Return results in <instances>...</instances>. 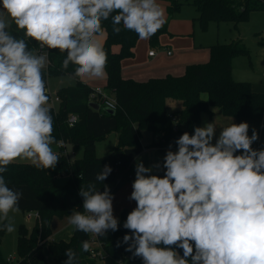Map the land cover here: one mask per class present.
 Here are the masks:
<instances>
[{"label": "clouds", "instance_id": "obj_1", "mask_svg": "<svg viewBox=\"0 0 264 264\" xmlns=\"http://www.w3.org/2000/svg\"><path fill=\"white\" fill-rule=\"evenodd\" d=\"M108 20L114 34L130 31L141 40L167 22L158 0H0V231H16L10 213L21 211L23 198L5 179L9 166L26 161L54 170L59 163L52 146L61 142L47 106L50 53L64 56L61 68L72 66L73 79H103L108 56L96 37ZM257 142L259 131L246 121L193 125L154 163L135 158L127 196L135 206L123 222L104 183L113 171L105 164L80 185L82 206L71 210L68 224L93 238L123 228L115 246L141 264H264V142L253 147ZM81 250H91L89 240ZM64 255L62 264H80L76 250Z\"/></svg>", "mask_w": 264, "mask_h": 264}, {"label": "trees", "instance_id": "obj_2", "mask_svg": "<svg viewBox=\"0 0 264 264\" xmlns=\"http://www.w3.org/2000/svg\"><path fill=\"white\" fill-rule=\"evenodd\" d=\"M170 3L167 22L149 39L152 45L159 43L162 34L168 32V24L184 5H193L197 10V21L206 30L210 22L232 23L235 27L247 21L253 11H264V0H158ZM106 39L103 44L107 52L106 88L112 92L117 104L113 113L96 91L77 79V85L59 90L58 110L50 107L54 121L53 136L61 142L59 163L54 170H39L30 163H13L4 174L9 187L21 191L23 198L19 207L23 212L37 213V221L32 230L24 224L19 227L16 264H49L45 258L48 248L55 264H62L68 248L76 250L80 264H96L89 258V252L81 250V241L93 238L74 231L69 241L52 240V223L55 218L63 219L75 207L82 206L78 196L80 185L93 181L95 174L108 164L113 171L104 181L113 193L134 179L133 162L148 149H166L171 141L184 131H192L193 125H202V115L213 114L220 108L226 117L236 120H261L264 118V93L256 92L250 82L235 81L232 77L233 60L239 56H249L250 51L242 40L228 44H215L210 49V59L203 64H191L183 75H166L139 82L122 76V62L134 57L140 40L134 32H112L111 21H104ZM33 47L34 44H30ZM118 47V51L114 48ZM64 56L58 51L49 55L50 63L45 68V78L59 74L70 75L73 71L62 70ZM49 95V94H48ZM181 101L182 109L169 114L167 100ZM50 100V96H49ZM99 108H94L92 104ZM78 120L72 126L69 117ZM149 131L153 141L143 146L141 133ZM112 133L118 135L117 144L105 155L98 156L96 145ZM66 145L74 151L83 149L80 159L70 160L65 153ZM254 144L253 147H257ZM57 146V145H53ZM83 173V180L78 179ZM66 176L68 182L60 186L57 179ZM98 188L103 185L98 183ZM131 209H124L119 219L126 218ZM6 232L0 231V264L6 262L1 245ZM125 234L121 228L108 236L97 238L103 250L115 263L128 260L129 253L124 247L117 248L116 241ZM130 261V260H129ZM141 263L138 259L131 261Z\"/></svg>", "mask_w": 264, "mask_h": 264}, {"label": "rangeland", "instance_id": "obj_3", "mask_svg": "<svg viewBox=\"0 0 264 264\" xmlns=\"http://www.w3.org/2000/svg\"><path fill=\"white\" fill-rule=\"evenodd\" d=\"M168 9V8H167ZM181 18V24L178 25V29H183L184 26L187 24L188 26H192V34L188 37H182L181 40H192V43L194 46L192 47H185L184 45L180 48L181 53H183V63L190 65V64H203L209 61L210 59V49L209 47L215 45V44H228L233 42V40H237V38L242 37L243 41L245 42V45L250 51L249 56H239L236 57L233 60L234 68L237 67V69L241 68L250 70V72L253 73V70L260 69L261 67L264 68V32L259 33L257 27L264 30V23L260 20L255 22L254 18L255 16H264V15H256V14H250V17L247 21L241 22L237 25V27H234L232 23H216V22H210L207 29L204 30L201 25L197 21H192L194 16H197V10L193 5H184L179 13H177L176 16H179ZM168 19V17H166ZM170 36L168 32L162 34L159 38V43L157 45H152L146 40H141L143 43V48L152 51L158 52L159 56H166V51H170L174 55L173 58L167 57V59H163L164 62H175L179 63V48H175L173 44H168L166 40L162 41V37L164 36ZM102 36V35H98ZM97 36V37H98ZM170 39H174L173 37H168ZM176 38V37H175ZM163 42V45L160 44ZM168 44V46H166ZM165 51V52H164ZM47 68V66H46ZM78 80L73 79L71 75L68 74H59V75H53L49 77L47 82L48 87V94L50 96L49 104L47 105L49 108L52 107L56 110L59 109L60 103L57 101V93L59 90L67 87H73L77 85ZM246 82V81H243ZM102 92L107 94L109 97L110 95L113 97L112 92H110L106 88V84L99 88ZM98 88L95 90L98 91ZM111 98V97H110ZM102 142V141H101ZM112 142V137L110 139H105L104 144L108 146ZM68 148L65 149L66 155L71 160L80 159L83 154V149H79L77 151H74L73 148L70 145H66ZM69 153H68V152ZM102 149L99 147V154L101 153ZM76 152L77 155H75ZM69 154V155H68ZM16 164L21 163H28L26 161H16L14 162ZM68 182L67 177H60L57 179V183L60 186L65 185ZM13 218V222L16 226V231L13 233H5L2 245H1V251L2 256L6 262L10 261L12 264H16L19 260V256L17 254V244H18V237H19V227L20 225L24 224L28 229L32 230L33 227L36 224L37 221V213L35 212H23L20 211L19 213L11 214ZM60 220V219H59ZM54 221V220H53ZM64 223H67L65 221ZM64 224L60 225V222L56 221L52 226V240L54 241H69L72 234H73V228L67 227L66 229L62 230ZM61 231V232H59ZM59 232V233H58ZM45 258L48 261L49 264H55L53 257L49 251L48 248H45L44 251ZM96 264H117L115 263L109 256H106L104 254L103 257L96 260ZM122 264H141V263H135L131 262L129 260L125 261Z\"/></svg>", "mask_w": 264, "mask_h": 264}, {"label": "crops", "instance_id": "obj_4", "mask_svg": "<svg viewBox=\"0 0 264 264\" xmlns=\"http://www.w3.org/2000/svg\"><path fill=\"white\" fill-rule=\"evenodd\" d=\"M162 7H164L165 11H166V17H168V12H167V8L169 7L170 3L167 1H158ZM256 14V15H264V11H253L251 13ZM197 18V16H194L192 21L195 22V19ZM255 22H257L258 20H260L262 22V24L264 23V16H255L254 18ZM181 18L180 15L179 16H175L174 19H172L169 24H168V34L170 36L168 37H173L174 39H170L167 38V36L162 37V41L166 40V42H168V44H173L175 48H179V63H175V62H169L166 63L163 61V59H167V57H171L173 58L174 55L171 53L170 55H168V52L170 51H164L166 53V56H159L158 52H156L155 56H149V53L152 50H148L143 48V43L145 42H141V39L138 41L136 48H135V55L132 58L129 59H125L122 62V76L125 79H133L135 81H139V82H143V81H147L151 78H161V77H165L166 75H175V76H180L183 75L185 72L186 67L188 66L187 64L183 63L184 57L182 56L183 53H181L180 48L184 45L185 47H192L194 46V44L192 43V40H181L182 37H188L191 36V32H192V26H188L187 24L184 26L183 29H178V25L181 24ZM235 27V26H234ZM259 31V33L264 32L263 29L257 27V29ZM176 37V38H175ZM100 43L104 44L105 39H106V32H104L102 34V36H98L96 37ZM160 39V44L163 45V42H161ZM238 40H242V37L237 38V40H233V41H238ZM143 41V40H142ZM146 41H149V39H147ZM244 42V41H243ZM245 43V42H244ZM168 44H166V46H168ZM210 48V47H209ZM118 47L114 48V51H118ZM234 64V63H233ZM233 66V72H232V77L235 81H239V82H250L253 84V88L256 92H260V93H264V68L261 67L260 69L257 70H253V73L250 72V70H246V69H242L239 68L237 69V67L234 68ZM191 65V64H190ZM107 76H105L103 79H97V78H85L84 80H81L84 84L88 85L89 87H91L93 90H95L96 88H102L105 84H106V80ZM101 90V89H99ZM96 91V90H95ZM111 98L114 99V96L112 97L110 95ZM182 109V102L181 101H174V100H167V111L169 114H173L176 111H179ZM213 114L210 116L208 114H204L202 115V124L205 121L208 122H212L213 120H215V123L217 125V127H224L227 126L228 124L233 122V118L230 117H226L223 115L222 110L220 108H214L213 110ZM234 121L236 123H239L241 121H246L250 124V126L255 127L260 134V142H257L256 144H260L261 142H264V127H262V125H264V118L261 120H236L234 119ZM217 131H219V128L217 129ZM249 134H251V131L249 132ZM110 137H112V142L106 146L104 144V141L102 142H98L96 145V153L98 156H103L105 154H107L116 144L118 141V135L116 133H112L108 136L107 140L110 139ZM153 141V135L151 132L149 131H143L141 133V142L143 144V146H148L152 143ZM53 150L56 151L57 153L60 152V145L59 146H52ZM65 149H67V146H64ZM99 147H101L102 151L99 154ZM165 148L164 149H148L145 150L142 154H140L138 157L143 161V163L145 164V166H148L152 163H154L155 161L161 159L165 153ZM68 152V151H67ZM69 153V152H68ZM77 153L79 154V152H76L75 155H77ZM69 155V154H68ZM83 155V154H82ZM81 155V156H82ZM70 159V158H69ZM71 160V159H70ZM73 161V160H72ZM137 162H139V159H137ZM135 165V160L133 162V167ZM60 177H66V176H60ZM59 177V178H60ZM131 192V182L127 183L126 185H124L123 187H121L117 192H115V199H114V214L119 218L121 212L124 209H131L132 207H134V202H129L127 200V196L130 194ZM68 217H65L63 219L60 218H55L53 224L58 221L60 222V225L64 224L65 226H63L62 230L66 229L67 227H71L68 224ZM60 219V220H59ZM65 221H67V223H64ZM61 232V231H59ZM58 232V233H59ZM74 232V231H73ZM124 263V262H122ZM119 263V264H122Z\"/></svg>", "mask_w": 264, "mask_h": 264}, {"label": "built area", "instance_id": "obj_5", "mask_svg": "<svg viewBox=\"0 0 264 264\" xmlns=\"http://www.w3.org/2000/svg\"><path fill=\"white\" fill-rule=\"evenodd\" d=\"M155 54H156V52L151 51V52L149 53V56H152V57H153V56H155ZM170 54H171V53L168 52V55H170ZM95 95H98V96L102 97L103 103H104V105H105L108 109H111V110H113V111L116 110V108H117V104H116L115 99L110 98L107 94H105V93L102 92L101 90L96 91V94H95ZM109 104L114 105V109L109 108V107H108ZM77 120H78L77 116L72 115V116L69 117L68 123L72 126L73 124H75V123L77 122ZM260 146H261L260 144L257 145V147H260ZM57 154L59 155V153H57ZM90 245H91V250L89 251V258H90V259L96 261L97 259L103 257L104 254H105L106 256H108V255L106 254V252L103 250V248H102L100 242H98L97 238H92V239H91V242H90Z\"/></svg>", "mask_w": 264, "mask_h": 264}, {"label": "water", "instance_id": "obj_6", "mask_svg": "<svg viewBox=\"0 0 264 264\" xmlns=\"http://www.w3.org/2000/svg\"><path fill=\"white\" fill-rule=\"evenodd\" d=\"M92 105H93L94 108H97V109L99 108V106H98L97 104H94V103H93ZM106 110H107V112H109V113H113V112H114V111L111 110V109H106Z\"/></svg>", "mask_w": 264, "mask_h": 264}]
</instances>
